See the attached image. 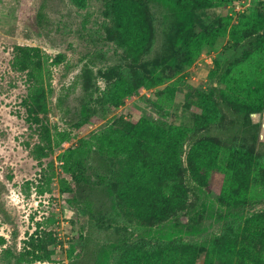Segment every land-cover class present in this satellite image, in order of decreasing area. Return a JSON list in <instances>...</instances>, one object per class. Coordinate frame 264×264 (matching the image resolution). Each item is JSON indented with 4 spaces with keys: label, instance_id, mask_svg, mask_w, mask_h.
Listing matches in <instances>:
<instances>
[{
    "label": "rangeland",
    "instance_id": "obj_1",
    "mask_svg": "<svg viewBox=\"0 0 264 264\" xmlns=\"http://www.w3.org/2000/svg\"><path fill=\"white\" fill-rule=\"evenodd\" d=\"M178 1L0 0V264H264V0Z\"/></svg>",
    "mask_w": 264,
    "mask_h": 264
},
{
    "label": "trees",
    "instance_id": "obj_2",
    "mask_svg": "<svg viewBox=\"0 0 264 264\" xmlns=\"http://www.w3.org/2000/svg\"><path fill=\"white\" fill-rule=\"evenodd\" d=\"M168 4L172 5V6H178L177 4L180 2L178 0H165ZM184 2H186L188 5H193L196 7H202V8H207V7H212L213 3L212 0H182ZM200 37L199 36H192L189 33H184L181 37V42L183 43L184 46H186L187 48L189 46H191L192 44H196L197 42H199ZM256 111L255 109H253V112Z\"/></svg>",
    "mask_w": 264,
    "mask_h": 264
},
{
    "label": "water",
    "instance_id": "obj_3",
    "mask_svg": "<svg viewBox=\"0 0 264 264\" xmlns=\"http://www.w3.org/2000/svg\"><path fill=\"white\" fill-rule=\"evenodd\" d=\"M251 117L254 123H258L261 121V118L264 119V113H259V112L253 113ZM261 138L264 139V122H263V130H262Z\"/></svg>",
    "mask_w": 264,
    "mask_h": 264
},
{
    "label": "built area",
    "instance_id": "obj_4",
    "mask_svg": "<svg viewBox=\"0 0 264 264\" xmlns=\"http://www.w3.org/2000/svg\"><path fill=\"white\" fill-rule=\"evenodd\" d=\"M236 8H237V10H240L241 9V7L239 5H236Z\"/></svg>",
    "mask_w": 264,
    "mask_h": 264
}]
</instances>
